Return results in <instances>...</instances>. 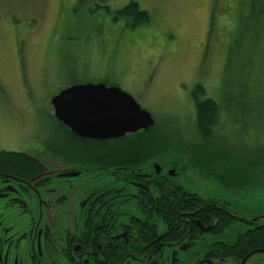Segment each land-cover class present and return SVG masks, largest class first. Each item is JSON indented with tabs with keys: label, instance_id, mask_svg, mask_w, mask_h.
I'll use <instances>...</instances> for the list:
<instances>
[{
	"label": "rangeland",
	"instance_id": "rangeland-1",
	"mask_svg": "<svg viewBox=\"0 0 264 264\" xmlns=\"http://www.w3.org/2000/svg\"><path fill=\"white\" fill-rule=\"evenodd\" d=\"M130 1L147 11L149 23L130 29L114 20ZM101 81L129 94L158 129L136 138L143 146L133 161L144 156L164 172L176 168V184L226 200L241 218L264 215V0H0V151L28 154L46 168L40 177L52 180L39 194L53 241L75 226L78 190L107 186L110 178L54 180L60 168L95 155L66 149L68 135L49 101L69 86ZM197 84L218 108L205 142L190 99ZM6 186L0 205L21 193L13 182ZM65 194L66 203L56 204ZM12 212L19 226L28 223L19 208ZM231 225L242 231L238 222ZM52 251L47 242L45 263L68 264ZM154 258L171 263V252Z\"/></svg>",
	"mask_w": 264,
	"mask_h": 264
},
{
	"label": "flooded vegetation",
	"instance_id": "flooded-vegetation-1",
	"mask_svg": "<svg viewBox=\"0 0 264 264\" xmlns=\"http://www.w3.org/2000/svg\"><path fill=\"white\" fill-rule=\"evenodd\" d=\"M50 108L53 120L68 135L66 149L95 155L94 161L60 168L54 180L62 184L75 180L83 182L89 175L98 178L103 173L109 176L110 182L107 186L98 185L94 190L89 188L88 192L78 190L73 205L75 226L63 229L58 240L53 241L45 231L50 222L44 219V201L39 194V189L52 180L40 177L46 172L44 165L34 177L0 174V187H8L13 182L17 186L15 190L21 191L18 195L11 192L5 198L6 203L0 205V264H48L45 263L47 242L50 251L53 248L51 253L55 261L68 264H162L154 257L163 249L171 252V263L167 264H264V258L253 257H264V215L241 218L226 200L189 193L175 183L176 168L164 172L159 166L156 170L155 163L145 161L144 156L137 161H109L114 143L135 133L118 139L78 138L54 119ZM69 134L75 137V142ZM70 141L75 145L72 146ZM133 148L135 153L140 150ZM168 184L186 192L181 196L187 199L189 209L177 213V210H162L163 186ZM178 197L171 196L173 199ZM67 198L65 194L55 203L63 205ZM196 198L202 201L201 207L221 206L222 209L219 212L194 209ZM15 208L29 215L28 223L17 224V216L12 212ZM163 214L170 217L167 223L162 222ZM235 222L242 225V231L231 230V224ZM3 226L10 232L3 233ZM12 247L14 251L9 252Z\"/></svg>",
	"mask_w": 264,
	"mask_h": 264
},
{
	"label": "water",
	"instance_id": "water-1",
	"mask_svg": "<svg viewBox=\"0 0 264 264\" xmlns=\"http://www.w3.org/2000/svg\"><path fill=\"white\" fill-rule=\"evenodd\" d=\"M49 103L54 119L82 139H118L146 131L154 123L151 114L129 94L102 83L69 86ZM154 168L159 169L157 165Z\"/></svg>",
	"mask_w": 264,
	"mask_h": 264
},
{
	"label": "trees",
	"instance_id": "trees-1",
	"mask_svg": "<svg viewBox=\"0 0 264 264\" xmlns=\"http://www.w3.org/2000/svg\"><path fill=\"white\" fill-rule=\"evenodd\" d=\"M114 20L122 19L125 21L127 26L130 29H134L138 27L139 25L147 24L150 20V15L147 13V11L140 10L138 8V5L134 1H130L128 5L121 10L116 11L113 14ZM106 86H112L108 83H105V81H101ZM114 86V85H113ZM190 99L192 100L193 106H194V114H195V129L197 131L198 136L202 140V142H205L211 137V134L213 132V128L216 124L217 120V113L218 108L217 104L214 100L206 98L205 96V90L203 87L199 84H197L193 91L190 94ZM158 130L155 126V123L152 127H150L146 131H140L135 133L134 135H130L124 139H121L119 141H116L114 145L112 146V151L110 153V160L112 162H117V159H120L121 161H133L134 157V148L136 147L139 149L140 146L138 141H140L141 138L137 139V137L143 136L147 137L149 132H153ZM64 131V130H63ZM71 137L70 139L74 141L75 137L69 134ZM129 138L131 140H129ZM136 142L137 145L136 146ZM71 145L74 146L75 144L70 141ZM141 144V143H140ZM70 146V148L72 147ZM143 151V150H141ZM124 156V157H123ZM42 164L39 161V159L29 156L25 153H18V152H6V151H0V174L3 175H12L15 177L20 178H28V177H34L38 175L41 172ZM163 195H162V210H177L175 213L179 211H185L189 209L188 201L186 198H183L181 195H186L180 187L175 185H165L163 186ZM173 195H179L177 199L171 198ZM197 202L195 203L194 209H209L215 212H219L222 207L214 208L213 206H209V208L201 207L199 204L202 202L199 198H196ZM169 215L163 214L162 215V222H166L169 220ZM223 220H226L223 218ZM228 222V221H227ZM227 222L225 224H227ZM263 234H261L258 237V243L262 239ZM264 240V238L262 239ZM262 243V241H261Z\"/></svg>",
	"mask_w": 264,
	"mask_h": 264
}]
</instances>
